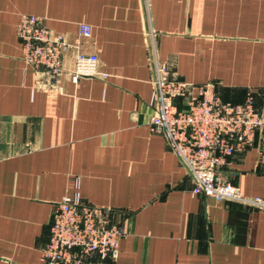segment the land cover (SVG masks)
I'll use <instances>...</instances> for the list:
<instances>
[{
    "label": "crops",
    "instance_id": "obj_1",
    "mask_svg": "<svg viewBox=\"0 0 264 264\" xmlns=\"http://www.w3.org/2000/svg\"><path fill=\"white\" fill-rule=\"evenodd\" d=\"M24 14L74 46L55 85L21 59ZM149 30L178 80L231 104L252 92L264 116V0H0V264H44L54 205L75 192L123 225L116 264H264V211L193 195L149 130ZM75 54L95 76L71 81ZM256 162L236 152L221 171L264 198Z\"/></svg>",
    "mask_w": 264,
    "mask_h": 264
},
{
    "label": "built area",
    "instance_id": "obj_2",
    "mask_svg": "<svg viewBox=\"0 0 264 264\" xmlns=\"http://www.w3.org/2000/svg\"><path fill=\"white\" fill-rule=\"evenodd\" d=\"M147 9V0H142ZM87 26L80 34L88 36ZM16 34L22 61L45 74L55 85L62 73V55L73 49L61 36H51L42 19L21 15ZM148 63L152 86L149 130L164 137L193 184L191 193L217 201L264 211V198L248 197L221 171L236 152L254 149L256 163L264 168V116L255 107L252 92L241 104L223 102L213 83L191 85L180 81L161 63L154 34L148 33ZM96 57L75 54L72 82L96 75ZM115 211L85 204L75 192L54 205L48 243L41 251L44 264H116L118 243L126 235L114 220Z\"/></svg>",
    "mask_w": 264,
    "mask_h": 264
}]
</instances>
